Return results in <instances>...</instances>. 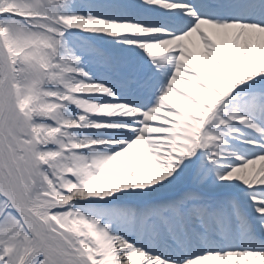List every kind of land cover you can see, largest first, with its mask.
Here are the masks:
<instances>
[{
    "label": "snow or ice",
    "instance_id": "snow-or-ice-1",
    "mask_svg": "<svg viewBox=\"0 0 264 264\" xmlns=\"http://www.w3.org/2000/svg\"><path fill=\"white\" fill-rule=\"evenodd\" d=\"M0 264H264V0H0Z\"/></svg>",
    "mask_w": 264,
    "mask_h": 264
}]
</instances>
